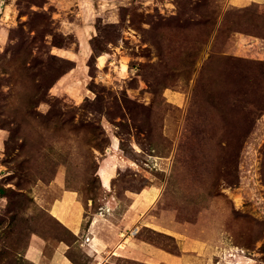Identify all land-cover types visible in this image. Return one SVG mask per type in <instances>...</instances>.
Masks as SVG:
<instances>
[{"label": "rangeland", "instance_id": "rangeland-1", "mask_svg": "<svg viewBox=\"0 0 264 264\" xmlns=\"http://www.w3.org/2000/svg\"><path fill=\"white\" fill-rule=\"evenodd\" d=\"M185 240L264 264V1L0 0V264Z\"/></svg>", "mask_w": 264, "mask_h": 264}, {"label": "crops", "instance_id": "crops-1", "mask_svg": "<svg viewBox=\"0 0 264 264\" xmlns=\"http://www.w3.org/2000/svg\"><path fill=\"white\" fill-rule=\"evenodd\" d=\"M250 1L263 2L264 0H235L237 4H245L246 2ZM106 174L108 175L109 181L110 172L106 171ZM52 210L59 216V218H64V222L68 223L70 221L68 225L74 231L78 229L79 223L77 219L79 215V209L74 203L73 197L71 195L65 193L61 202L53 204ZM133 230L134 228L130 229L124 235L122 240L115 244L113 248L115 251L130 244L129 241L134 238ZM93 239L95 240L96 238L94 237ZM131 244L135 247L132 249V251H130L129 254H132L138 259L149 264H199V254L203 253L204 251V245L198 242H192L190 240L177 241L179 248L178 254L164 251L146 243L131 242ZM50 264H66L64 258L60 257L59 249H57L53 255L52 259L50 260Z\"/></svg>", "mask_w": 264, "mask_h": 264}, {"label": "built area", "instance_id": "built-area-1", "mask_svg": "<svg viewBox=\"0 0 264 264\" xmlns=\"http://www.w3.org/2000/svg\"><path fill=\"white\" fill-rule=\"evenodd\" d=\"M136 233H137V229L134 228V230H133V235L135 236Z\"/></svg>", "mask_w": 264, "mask_h": 264}, {"label": "bare ground", "instance_id": "bare-ground-1", "mask_svg": "<svg viewBox=\"0 0 264 264\" xmlns=\"http://www.w3.org/2000/svg\"><path fill=\"white\" fill-rule=\"evenodd\" d=\"M104 174V173H103ZM104 182H105V184H107V179L106 178H104ZM64 194V193H63ZM150 194V193H149ZM154 196V195H153ZM88 241V240H87Z\"/></svg>", "mask_w": 264, "mask_h": 264}, {"label": "trees", "instance_id": "trees-1", "mask_svg": "<svg viewBox=\"0 0 264 264\" xmlns=\"http://www.w3.org/2000/svg\"><path fill=\"white\" fill-rule=\"evenodd\" d=\"M137 232H138V231H137ZM136 234H137V233H136ZM136 234H135V235H136Z\"/></svg>", "mask_w": 264, "mask_h": 264}]
</instances>
